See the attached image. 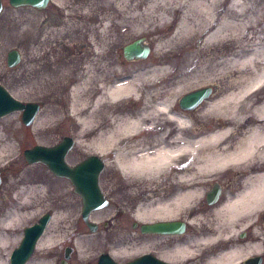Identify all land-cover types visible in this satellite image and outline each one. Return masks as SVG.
<instances>
[{
    "label": "bare ground",
    "instance_id": "obj_1",
    "mask_svg": "<svg viewBox=\"0 0 264 264\" xmlns=\"http://www.w3.org/2000/svg\"><path fill=\"white\" fill-rule=\"evenodd\" d=\"M86 1L94 11L104 13L105 36L110 31L119 32L123 26L131 30V36L152 35L168 26L170 14L179 13L180 22L170 36L153 39L159 41L157 55L183 48L205 33L202 45L185 58L187 72L175 76L163 93L159 90L154 94L153 100L141 93L143 87L172 75L171 69L157 62L141 65L130 77L116 71L113 78L102 81L94 71L102 58L95 60L88 54L85 62L86 56L81 54L77 60L83 63L76 75L55 69L43 82L44 86L56 84L60 92L72 84L68 116L82 134L92 133L88 141L92 152L106 159V167L114 164L124 181L139 182L131 219L139 224L181 217L188 220L187 236L173 245L168 257L176 263L198 264L199 257L206 255L201 264H236L245 255L264 254V33L258 28L264 8L251 7L249 0H235L226 10L221 9L222 0H153L144 8L147 0H73L78 5L75 10ZM53 2L67 8L65 0ZM88 16V21L93 19ZM76 18L80 20L81 16ZM117 19L120 22L114 23ZM80 27L75 28L79 41L83 37ZM52 49H44L42 58ZM58 60L49 58L44 61L45 67L51 69ZM205 76L221 86L214 99L208 101L213 93L205 99L208 102L196 119H191L184 113L187 111L176 109L175 99L197 82H206ZM204 88L212 90L208 86L197 90ZM103 104L115 107L109 116L101 113ZM60 113V108H52L35 121L34 130ZM159 117L172 125L167 135L157 136L156 126L164 123ZM12 148L1 136L0 158ZM213 185L219 194L209 204L206 196ZM44 189L39 184L18 192L41 193ZM99 210L89 216L94 223L100 221ZM15 215L7 216L8 221L12 222ZM83 238L86 236L75 239L80 258L87 252ZM60 241L57 233L44 232L36 245L37 250L44 251L26 264H50L49 250ZM9 244L0 235V248L6 251ZM110 254L122 259L118 253ZM8 257L9 253H0V264H8Z\"/></svg>",
    "mask_w": 264,
    "mask_h": 264
},
{
    "label": "rangeland",
    "instance_id": "obj_2",
    "mask_svg": "<svg viewBox=\"0 0 264 264\" xmlns=\"http://www.w3.org/2000/svg\"><path fill=\"white\" fill-rule=\"evenodd\" d=\"M1 1L3 10L0 14V84L17 100L24 103L37 102L40 105L41 109L35 121L39 117L49 114L55 107L60 108L61 113L50 122L46 120L41 123L36 131L33 128L35 121L31 126L23 125L20 112L0 118V137H5L13 146L9 154L0 158V235L10 241L6 251L0 248V253L2 255L5 252L9 253V264L11 252L19 245L24 228L34 224L42 214L49 213L52 216L55 215L56 218L51 219L45 233L52 232L61 236V241L49 250L50 255L47 260L50 261V264H62V262H64L63 264H95L99 254L108 253L113 257L110 254L111 251L119 254L118 256L122 259L113 258L122 263L143 253L151 254V237L141 236L139 232L136 233L128 227V223L132 222L130 214L134 209L133 205L138 199L139 182L124 181L114 164H110L108 167L105 164V168L99 176V187L108 201V205L99 210L100 221L95 223L97 231L91 234L80 216L81 198L74 192L70 181L53 176L42 164L28 165L24 160L23 152L35 145L54 146L67 136L74 140V146L65 158L70 166L81 162L88 156H99L92 152L93 147L88 142L92 133L82 134L81 128L68 116L71 103L69 91L72 84H67L61 92L57 89L56 84L43 85L45 79H49L51 71L56 69L58 72L64 71L68 75H76L81 71L80 63H83L82 60L80 63L77 60L78 55L86 56V62L87 55L92 54L95 60L97 57H101L103 60L94 70L99 75L98 80L108 81L114 77L116 71L130 77L141 68V65L157 62L158 66L171 69L172 75L165 81H159L156 85L143 87L141 93L144 96L149 95L153 100L154 94H158L159 90L163 93L168 88L166 85L175 76L187 72L184 67L185 58L189 54L195 53L202 45L205 33L197 36L183 48L157 55L155 49L159 41L153 39L157 37L162 40L167 39L180 22L179 13L170 14L168 26L152 35L131 36V30L127 26H123L119 32L110 31L105 36L102 32L105 24L104 13L94 11L87 1L77 11L75 7L78 5L74 4L73 0H65L66 9L57 7L51 0L43 10L30 7L12 8L8 4V0ZM152 1H145L143 8ZM249 1L253 8H264V0ZM234 2L235 0H222L221 9H228ZM96 4H101V1H96ZM77 15L81 16V21L76 18ZM88 15L93 19L88 21ZM95 17L96 19H94ZM116 22H120V20L117 19L114 23ZM258 25V28L264 33V16L259 19ZM79 26H81L83 36L80 41L76 38L77 32L75 31V28ZM120 36L123 38L118 41ZM51 38L55 40L51 42ZM137 39H141L142 44L149 47L148 56L142 60H125L123 48ZM67 44L71 46V49L65 48ZM50 47L53 49L48 57L50 59L56 57L59 60L51 69H48L45 67L44 61L49 58H42L41 54L45 51L44 49ZM10 50H17L22 56L21 62L12 68H8L6 64V55ZM67 51L73 55H69ZM155 55L157 59H154ZM91 59L93 58L91 57ZM204 80L206 82L202 84L197 82L195 86L176 97L174 103L176 109L181 110L178 105L181 96L206 86L211 87L213 93L208 101L214 99L217 95V88L219 90L221 85L210 83L211 76H205ZM48 83L49 81L45 85ZM204 101L201 106L184 113L191 119H196L200 108L208 102ZM114 108L112 105L103 104L100 111L109 116ZM159 119V122L164 123L156 126L159 131L157 136L167 135L166 131L171 129L172 125L167 124L163 117H159ZM76 140L82 143L76 144ZM99 158L106 163L105 158L100 156ZM39 184L44 186V192L39 193L34 190L18 192L22 188L28 189ZM213 188H215L214 185L208 189V193ZM28 197V202L23 203ZM13 213L16 215L10 222L7 216ZM88 220L92 222L89 218ZM82 236H86L83 238L86 239L83 246L87 252L83 258H80L75 247V239ZM66 248L72 249L68 261H64ZM134 250L139 251L133 254ZM42 251L44 250L39 251L35 248L27 262L36 259ZM163 258L166 257L163 256ZM201 263L202 260L198 264Z\"/></svg>",
    "mask_w": 264,
    "mask_h": 264
},
{
    "label": "water",
    "instance_id": "obj_3",
    "mask_svg": "<svg viewBox=\"0 0 264 264\" xmlns=\"http://www.w3.org/2000/svg\"><path fill=\"white\" fill-rule=\"evenodd\" d=\"M50 0H8L12 8L30 7L36 10L46 8ZM3 10L2 1L0 0V14ZM150 49L141 45V40H136L123 48V57L127 61L142 60L147 57ZM22 56L17 50H10L6 55V64L12 68L21 62ZM212 93L210 88L200 89L184 95L179 101V108L185 111H192L199 106ZM40 105L37 102L24 103L14 98L5 87L0 84V118L14 112L21 113V121L24 126H31L40 112ZM74 140L71 137H63L59 143L51 147L35 145L23 152L25 162L29 164H43L49 172L55 177L67 178L73 185L74 192L81 198L82 221L87 226L89 232L95 233L97 225L89 222V215L108 205V201L103 196L99 187V176L105 164L96 155H91L81 162L70 166L66 163L65 158L72 150ZM1 183V177H0ZM219 191L215 187L207 194V203L212 204L216 201ZM52 216L49 213L41 215L39 220L26 227L23 230L22 238L19 245L12 251L9 264H25L32 256L36 244L44 234ZM139 225L141 234L150 235H176L184 231V224L176 221L157 222V223H134L133 227ZM68 257V251L66 258ZM64 262H62L63 264ZM97 264H119L115 262L108 254H102ZM127 264H169L151 254L145 253ZM258 264V263H256Z\"/></svg>",
    "mask_w": 264,
    "mask_h": 264
},
{
    "label": "flooded vegetation",
    "instance_id": "obj_4",
    "mask_svg": "<svg viewBox=\"0 0 264 264\" xmlns=\"http://www.w3.org/2000/svg\"><path fill=\"white\" fill-rule=\"evenodd\" d=\"M133 207H134V205H133ZM130 217H132V213L130 214ZM38 219H37V221H38ZM174 221L181 222V223L184 224V231L182 233L176 234V235H169V236L157 235V234L142 235L140 233L139 227H136V228L133 227V225L135 223L134 220H132V222L130 221V224L128 223V227L132 228V230H134V232H136V233L139 232V234L141 236H150L151 237V240H152L151 241V247H152L151 254L153 256L159 258L160 260L165 259L164 261L169 262L171 264H181V263H176V262L172 261L168 257L171 255V250H172L173 245L175 243L181 242L183 240L182 238L184 236H187V234L189 232V224H188V220H186L183 217L177 218ZM157 222H166V221H164V220H155V222H153V223H157ZM132 234H135V233H132ZM67 251H68V257L66 258ZM71 253H72V249H70V248H66L64 250V261H68L70 259ZM102 254H99V256L96 258L95 264H97L98 259H99V257ZM105 254H108V253H105ZM163 256H165L166 258H163ZM205 259H206V255H202V256L199 257V260H202V262ZM115 261L118 262V263H122V262L117 261V260H115ZM126 263L127 262H125L123 264H126ZM256 263L264 264V254H261V255H245V256H243L241 259H239L236 262V264H256Z\"/></svg>",
    "mask_w": 264,
    "mask_h": 264
}]
</instances>
